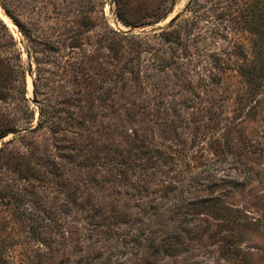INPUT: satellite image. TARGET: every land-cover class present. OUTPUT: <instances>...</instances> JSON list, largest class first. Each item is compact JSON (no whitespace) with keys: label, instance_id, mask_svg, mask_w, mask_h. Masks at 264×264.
<instances>
[{"label":"rangeland","instance_id":"374dc122","mask_svg":"<svg viewBox=\"0 0 264 264\" xmlns=\"http://www.w3.org/2000/svg\"><path fill=\"white\" fill-rule=\"evenodd\" d=\"M263 2L0 0V264H264Z\"/></svg>","mask_w":264,"mask_h":264},{"label":"trees","instance_id":"16d2710c","mask_svg":"<svg viewBox=\"0 0 264 264\" xmlns=\"http://www.w3.org/2000/svg\"><path fill=\"white\" fill-rule=\"evenodd\" d=\"M263 4H264V2H263ZM258 5H261V3L260 2H257V1H255V2H252V4H251V7H250V9H249V11L251 10H255L256 8H257V10H258ZM252 17V16H251ZM251 22V21H250ZM0 25L1 26H3L2 25V23H1V21H0ZM253 30H255V27H254V29ZM256 32V31H255ZM257 34V33H256ZM259 35H260V37H261V40H262V42H263V44H264V32H262V33H259ZM254 68V71L256 70V74H255V76H253L252 75V73L250 72V70L248 69V67L247 66H240L239 68H238V71H241L245 76H249L250 77V79H249V83H250V85H251V87H252V90L251 91H255V90H257L256 89V87L258 88V86L256 85V82L258 81H260V79H259V74H258V72H257V68L256 67H253ZM5 135H7V131H1L0 132V136L1 137H3V136H5Z\"/></svg>","mask_w":264,"mask_h":264},{"label":"water","instance_id":"95a60500","mask_svg":"<svg viewBox=\"0 0 264 264\" xmlns=\"http://www.w3.org/2000/svg\"><path fill=\"white\" fill-rule=\"evenodd\" d=\"M173 19H171V21H172Z\"/></svg>","mask_w":264,"mask_h":264}]
</instances>
